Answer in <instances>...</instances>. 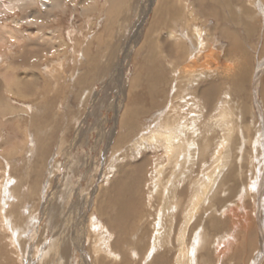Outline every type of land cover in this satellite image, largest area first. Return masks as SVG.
Instances as JSON below:
<instances>
[{
    "label": "rangeland",
    "instance_id": "374dc122",
    "mask_svg": "<svg viewBox=\"0 0 264 264\" xmlns=\"http://www.w3.org/2000/svg\"><path fill=\"white\" fill-rule=\"evenodd\" d=\"M180 1L183 11L194 13L193 18L171 22L173 14L180 17L182 7L174 4L168 9L161 0H64L67 8L56 10L58 22L48 15L44 16L47 24H35L38 39L31 40L26 32L31 42L9 39L0 49L16 67L11 75L39 86L35 96L23 98L16 90L7 91L0 75V169H7L8 176L3 178L0 172V183L22 186L24 194L32 198L22 210L26 208L36 217L35 231L30 229L12 242L8 231L19 230L11 227L12 215L11 226L8 221L0 222L1 231L8 230L6 238L0 232V264H46L47 258H42L49 244L63 245L64 241L69 254L60 264H95L86 240L87 219L95 213L99 234L98 222L104 224L105 218L100 216L97 195L109 161L114 168L120 166L115 172L117 191L125 195L123 200H133L130 206L135 207L132 218L125 216L117 232L131 231L140 211H153L147 203L159 192L154 194L151 182L158 165L165 167V177L170 175L167 184L177 180L180 187L173 190L190 201L195 188L192 180L202 175L199 155L193 165L182 166L185 145L191 139L181 141V155L172 165L163 147L159 149L147 139L158 131L187 128L193 116L200 117L198 128L203 125L206 129L214 122L223 135L222 110L233 115L239 136L241 132L246 136L239 151L247 152L241 158L234 155L225 160L224 179L219 177L217 186L226 196L213 192L215 184L210 195H203L213 197L208 203L214 202L215 209H221L216 214L226 219H218L222 225L211 233L229 235L219 248L221 253L212 254L210 263L264 264V0ZM15 14L0 18V27L5 19L14 27L10 21L20 19L22 11ZM172 27L190 42L183 49L186 59L178 58V47L165 34ZM30 28L23 24L21 30L24 33ZM53 30L68 45V55L61 60L57 52L50 54L52 46L43 38ZM176 42L180 46V40ZM210 50L214 55L206 56ZM191 58L198 64L183 71ZM49 67L54 73H49ZM13 78L7 81L11 85ZM205 90H218L211 102ZM152 100L159 102L156 108H152ZM255 146L251 162L253 152L249 150ZM5 187L11 196V186ZM4 194L0 192L2 199ZM170 209L176 215L172 206ZM29 216L25 211L24 217ZM172 218L174 234L175 220L181 225L182 218ZM193 225L198 229L195 220ZM146 227L149 229V224ZM15 242L25 249L13 252ZM175 250L168 255V264H173Z\"/></svg>",
    "mask_w": 264,
    "mask_h": 264
},
{
    "label": "bare ground",
    "instance_id": "6f19581e",
    "mask_svg": "<svg viewBox=\"0 0 264 264\" xmlns=\"http://www.w3.org/2000/svg\"><path fill=\"white\" fill-rule=\"evenodd\" d=\"M97 1L99 0H94V2ZM161 2H163L164 6H168V9L174 4H176V7L177 5H180L182 7L180 17H177L175 16L176 14H173L171 22H173L174 20L178 21L177 18H179V20L193 18V12L187 13L186 10L183 11V8L185 7L184 4H181L182 2L180 0H161ZM65 8L67 7H65L64 0H11L10 4H7L5 0H0V18L6 17L8 14L13 15L17 13V11H22V16L20 19L15 18L14 20L10 21L14 23V27L9 26L10 24L8 23V19H5L6 21L0 27V49H2L5 44H9V39H11V41L12 39L16 40V42L18 43L23 42V40L26 38L24 35L26 32L28 33V38H30L31 40L35 38L38 39V37L36 36L40 34V32L38 28L35 27V24H37L38 22L46 23V19L44 18V16L48 15L50 17H53L54 22H58V15H56V10H64ZM50 17L48 19H51ZM177 23L178 22H176V24ZM23 24L29 25L31 27L24 33L21 30ZM174 27H172V29H170L165 34L167 35L168 40H174L172 41L173 45L178 47V58L180 57V59H186L183 49H185V43H187V45L189 46L190 42L188 39L186 42L181 35L174 32ZM193 27L194 25H192V28ZM56 34L57 31L53 30L50 31V33H47V35L43 38L46 41L45 43H48L50 46H52L53 51H51L50 54H52L53 52H57L58 56L60 57L59 60H61V56L68 55V45L63 36H57ZM179 40L180 46L178 42H176ZM41 41H43V39ZM6 55L7 52L5 51H2V53H0V60L3 61L0 62V75L5 81L4 85L6 86V90H9L11 93H15L16 90L19 92L17 93V95L19 94V96L23 98L35 96L39 87L38 84L35 82L33 86L30 85L29 81L26 82V80L22 79L21 77L11 75L10 73L14 71L16 67L13 62H7ZM207 55L209 56L214 54L211 52L207 53L206 56ZM189 60V63H187L183 71H187L188 67L191 64H198V61H195V58H191ZM191 61L192 63H190ZM60 63L63 64V61H61ZM50 67L47 70L49 71V73H54L52 72L53 68L50 69ZM196 68L197 67L193 68L192 71L195 72ZM157 71H159V69H157ZM35 74L34 77L39 78ZM195 76L196 74L193 75V78H195ZM9 78L14 79V82H11L12 85L7 82ZM205 91H208L206 93L209 95V102H211L218 90H215V93H212L211 90ZM227 102L228 98H226V103ZM158 103V101L157 103L153 102L152 108H156L158 106ZM223 108L226 109V107ZM134 112L136 111L133 110V113ZM222 114L223 116L221 127L223 128V135H219V127L214 122H211L206 129L203 125L198 128L197 120L200 117L193 116V121L187 128H182L180 126V130L178 127V132L167 131L162 133V131H158L157 134H154V137H150V140L147 139L150 144L153 143V146H156L159 149L163 147L162 149L165 157L171 165L174 164L178 156L181 155V145H183L181 141L186 137L191 139L185 145V149L187 150V152H190L192 154V157L186 152V162H182V166H184V164L186 163L193 165L197 160V155H199L198 167L202 175L199 180H192V183L195 185V188L193 189L191 195L192 199L190 201H184L181 193L173 190L174 188L180 187L178 185V181L176 180L173 181V183L167 184L170 179V175L169 177H165V167L162 165H158L155 168L156 175L151 179V182L154 184L152 188L155 191L154 194L158 190L159 192H157L155 196L151 194L150 198H152V196L153 198L150 199L147 203L148 205H150V211L152 208L153 211L146 214H142L140 211V214L136 215V223H134V225H131L136 227H132L131 231L125 234L122 233V231L117 232L118 226H121V224L123 223L121 222V220L125 216H130L132 218V215H130V213L135 210V207H132L130 205H134V202L133 200L129 202L127 200H123V198H125V195L121 193V190L117 191L118 179H116L115 177V172H118L120 166H115L114 168L110 164L111 161H109L108 166L110 165V168L112 167V169L110 170L109 168L108 171H106V179L102 183V187L99 189L97 195L100 199V216L102 218H105L104 224L100 223L102 221L98 222V224H100L99 234H101L102 237H100V235L98 234V228L94 225V221L97 220L95 213H91L89 219H87V222L89 223L87 224L86 229L88 230L86 240L90 243L89 248L92 254V260L95 264H161L164 262L165 264H168V255L171 253V251H174V248H176V250L173 255V264H209L211 262L210 259L212 258V254L221 253V250L219 248H221V245L224 244L225 241H227L229 235L225 232H223L224 234H221L219 233V231L218 236L213 235L211 233V230L215 228L217 229L222 225L218 219H226L221 218V214H216L221 209L216 210L214 202L212 205L208 203L207 200H210V202H212L213 197L209 196L208 198H205V196L203 195H210L212 193L210 188H212V185L215 184L213 192L219 191L221 196L223 194V197L226 196L227 192L222 191V188L217 186V182L220 181L219 177L221 178V180L224 179V176L221 175L224 172L225 165H227V162L225 160L227 159L229 161V157L233 159L234 155L237 158H241V155L247 152V149H245L243 153L239 151V149L242 148V140H244L246 136L242 132L239 136V128L232 122L234 120L233 115L226 110H222ZM171 120L175 121V118H171ZM131 121L132 119H128L129 123ZM161 127L166 128L167 126L164 127V125H162L161 123ZM9 140L10 139L8 137V139L6 140V144H8ZM255 149L256 146L254 147V149L249 150L253 152L251 156L249 155V159L251 160V162L252 157L256 155L257 150L255 151ZM16 151L17 150H15V153ZM232 152H234L233 155ZM12 153H7V155L12 156ZM213 153H215L217 156H215V158L213 156L212 159L211 155H213ZM166 168L168 169L167 165ZM6 171L7 169H0V172L5 175L3 178H8V176L6 175ZM12 183L13 182L9 181L0 183V192L5 191L4 199H2V197L0 196V222L4 223L8 221L9 223L10 217L12 215L11 219L14 224L13 226H11L10 223L9 224L12 228L19 229L17 230L18 233H13L7 230L12 235L9 238L11 242L15 241L18 235L20 236L25 235V233H29L30 229L33 233L36 227L32 226L33 224H35L36 217L33 216L29 210H26V208L22 210L24 208L23 204L27 201L28 203H30L29 200H31L32 198H28V196L24 194L22 186L18 187L17 183H15L16 185L12 186ZM1 184H7L11 186V196L9 193L7 194L5 185ZM166 187H170V189L167 190ZM215 199L218 200V197H216ZM29 205L28 208H31V204ZM170 205L176 210V215L173 214V210L170 209ZM230 205L231 204H229V206ZM25 211H27L28 215H30L29 217H24ZM31 211H34V209H31ZM173 216H181L182 218L181 225L180 220H175V224L177 222V227L175 228L174 234L171 231L173 227ZM206 218L207 220L205 221ZM194 220L196 222V226H198V229H195L194 225L192 226V222ZM203 222L204 224H202ZM36 223L38 224V222ZM148 224L150 226L149 229H147L146 227V225L148 226ZM105 228H107V230ZM3 229L4 231L2 232L0 227V232L1 235L6 238L7 231L5 228ZM96 242L99 244H96ZM24 249V247H21L20 244H17L15 242L13 252L17 253L18 251H23ZM68 252L69 248L67 241H64L63 245H61V243L59 242L56 244L50 243L48 246V250L44 252L45 255L43 256L42 260L44 258H47V260L45 261L46 264H60L63 256H67V254H69ZM203 257H205V259ZM148 258L151 259L148 260Z\"/></svg>",
    "mask_w": 264,
    "mask_h": 264
}]
</instances>
